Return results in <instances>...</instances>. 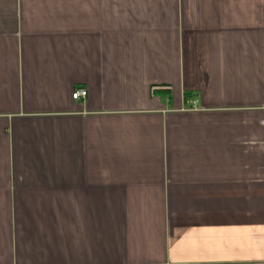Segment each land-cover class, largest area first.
Listing matches in <instances>:
<instances>
[{"label": "crops", "instance_id": "0c3cea01", "mask_svg": "<svg viewBox=\"0 0 264 264\" xmlns=\"http://www.w3.org/2000/svg\"><path fill=\"white\" fill-rule=\"evenodd\" d=\"M0 264H264V0H0Z\"/></svg>", "mask_w": 264, "mask_h": 264}, {"label": "built area", "instance_id": "2783aa9c", "mask_svg": "<svg viewBox=\"0 0 264 264\" xmlns=\"http://www.w3.org/2000/svg\"><path fill=\"white\" fill-rule=\"evenodd\" d=\"M86 97V91L84 89H77L74 90L71 94V99L73 101H80L83 100ZM197 104V101L194 100L191 102V109H195Z\"/></svg>", "mask_w": 264, "mask_h": 264}]
</instances>
